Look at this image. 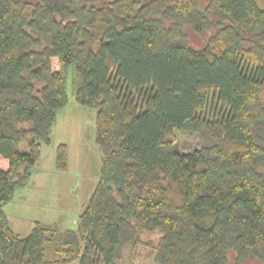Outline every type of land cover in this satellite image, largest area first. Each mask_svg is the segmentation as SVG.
Returning <instances> with one entry per match:
<instances>
[{"label":"trees","instance_id":"16d2710c","mask_svg":"<svg viewBox=\"0 0 264 264\" xmlns=\"http://www.w3.org/2000/svg\"><path fill=\"white\" fill-rule=\"evenodd\" d=\"M185 28L211 31L204 47ZM52 58L58 69L52 68ZM95 110L98 181L76 229L15 234L68 69ZM190 128L199 147L173 149ZM56 151V169L67 166ZM0 264H115L158 230L156 264H264V9L254 0H0ZM126 240L125 243H123Z\"/></svg>","mask_w":264,"mask_h":264},{"label":"rangeland","instance_id":"374dc122","mask_svg":"<svg viewBox=\"0 0 264 264\" xmlns=\"http://www.w3.org/2000/svg\"><path fill=\"white\" fill-rule=\"evenodd\" d=\"M264 9V0H254ZM188 44L200 49L204 47L211 31L195 33L185 28ZM52 68L58 69L57 59L52 58ZM73 74L68 69L65 91L66 105L56 112L51 127L50 141L42 145L40 157L31 169L27 186L15 191L13 198L2 206L11 230L21 237L27 236L35 222L55 226L59 229H76L78 215L84 208L100 170L101 150L95 141V110L76 103L72 86ZM174 150L186 153L199 147V136L190 128L173 131ZM65 144L67 166L64 171L56 169V151ZM7 160L1 159L0 168H7ZM160 232H141L137 242H128L120 250L115 264H156L155 247ZM126 240L123 242L125 243ZM233 264V254H228ZM70 264H78L74 261ZM241 264H260L246 259Z\"/></svg>","mask_w":264,"mask_h":264}]
</instances>
